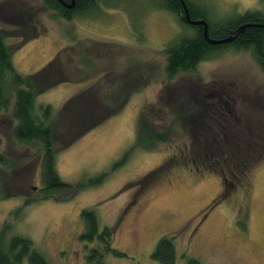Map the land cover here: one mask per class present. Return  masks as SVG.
I'll list each match as a JSON object with an SVG mask.
<instances>
[{"label":"rangeland","instance_id":"374dc122","mask_svg":"<svg viewBox=\"0 0 264 264\" xmlns=\"http://www.w3.org/2000/svg\"><path fill=\"white\" fill-rule=\"evenodd\" d=\"M190 1L211 8L208 21L214 27L247 11L264 12L260 0ZM1 5L0 13L13 11L10 28L1 19L0 29L9 36L5 42L18 73H37L63 48L77 45L65 70L83 80L36 96L35 111L49 105L55 113L72 96L90 92L106 112L127 91L132 95L118 113L58 152L61 181L84 187L52 198L39 192L38 146L12 138L10 109L0 113V153L8 160L0 163V233L6 227L9 238L29 239L50 264H90L93 248L80 235L81 212L92 209L100 229L115 232L113 247L125 254L101 252L104 264H158L151 254L162 237L174 238L175 264L189 258L202 264H264V159L240 181L225 169L221 198L220 175L200 162L196 172L191 152L221 123L231 142L251 147L252 159L263 155L264 148L253 145L264 136V74L249 50H220L192 71L169 78L164 49L179 36H193L194 28L160 9L158 0H98L93 12L70 21L42 0H0ZM72 130L61 131L56 146L67 142ZM156 132L164 140L154 139ZM167 167L169 173L162 174ZM102 174L100 184L88 185ZM140 187L139 209L122 214Z\"/></svg>","mask_w":264,"mask_h":264},{"label":"trees","instance_id":"16d2710c","mask_svg":"<svg viewBox=\"0 0 264 264\" xmlns=\"http://www.w3.org/2000/svg\"><path fill=\"white\" fill-rule=\"evenodd\" d=\"M61 1L71 4V0ZM97 1L74 0V7L72 6L70 11H65L61 6L62 4H59L57 0H42V3L47 9L54 11L59 18L70 21L74 20L77 15L82 16V14L93 12ZM184 1L191 20H203L206 22L210 40L228 38L243 25H251V27H247L242 34H239L229 44L212 46L204 39L202 26H191L186 23L179 0H158L160 9L174 14L183 25L194 28L193 36H186L187 34L179 36L164 49L165 73L169 78L180 73L192 71L200 62L209 59L213 54L226 48L249 50L264 74V12L247 11L236 19L223 21L214 27L208 21L211 17V8L200 7L190 0ZM260 2L264 6V0H260ZM1 8L2 5L0 10ZM6 39L7 35H4L2 29H0V113L7 112L10 109V116L15 125L9 134L20 144L38 146L40 150L39 168L43 186L39 192L43 198H52L58 192L66 190L76 194L84 185L79 184L72 187L61 181L56 170V155L59 151L71 147L73 143L101 125L111 115L118 113L132 94L127 91L120 104L106 112L103 107L104 104H98V102L93 100L91 97L94 95L90 92H82L72 96L55 113H53V109L49 105L42 107L40 111H35L34 99L36 96L61 83L83 80V78L79 79L78 76H75L74 73L68 74L67 70H65L70 63H73L69 55L71 53V55L74 54L75 49L73 47H77V45L63 48L39 72L22 75L12 65L10 53L5 42ZM80 60H82L84 67H89L92 64L88 60ZM77 65L78 63H75V66ZM226 103L227 101L224 102V105L220 104L222 109L225 108ZM100 110H103L101 114H99ZM223 115L226 116L225 114ZM75 126L77 127L75 128ZM79 127L81 128L77 132L72 130H76ZM216 129L218 130L214 132L212 128V131L207 134L205 143L199 142L195 144L193 149L191 148V152L195 151L194 153L196 154L192 159V164L198 168L197 163L200 162L203 163L202 167L204 169L218 172L225 187L224 193L220 196L222 198L225 197L227 189V180L225 179L227 174L224 170L227 168L231 169L230 173H232L231 176L234 181H240L249 168L264 159V153L259 158L252 159L251 147L231 142L224 134L225 127L221 123L217 124ZM63 130L66 132L72 130L69 134L71 138L67 142L56 146L58 134ZM220 136L223 139H217ZM153 137L159 141L164 140V137L158 132ZM217 140H220L219 144H216ZM257 140L261 144L252 145L263 149L264 136H262L261 140ZM200 145L204 146L200 147ZM206 153H208V156H206ZM233 156H237L238 160L234 159ZM7 161L6 159L5 161L0 160V163L4 165ZM170 169V167H167L161 173L167 174ZM7 172L6 169L4 173L7 174ZM105 177L106 174H102L94 179L95 181H89L88 185H98ZM152 177L151 181L156 180L152 179ZM16 195L18 194L16 193L15 197H17ZM27 202H30V200ZM81 218L84 228L80 239L86 244L89 243L92 246L90 248H93L87 257L88 261L94 262L88 263L104 264L100 261L101 252L112 253L117 257H125L124 253L113 247L115 232L108 227L100 229L97 216L92 209L82 210ZM8 231L4 227L0 233V264H23L25 260H27L28 264H50L42 254L33 249L32 242L29 239L19 236L9 238ZM173 239L172 237H162L159 240L151 254L152 261L158 264H175L176 253ZM95 243L96 246L93 247ZM185 264L202 263L197 259L189 258Z\"/></svg>","mask_w":264,"mask_h":264},{"label":"water","instance_id":"95a60500","mask_svg":"<svg viewBox=\"0 0 264 264\" xmlns=\"http://www.w3.org/2000/svg\"><path fill=\"white\" fill-rule=\"evenodd\" d=\"M60 4H62L65 7L71 8L74 4V0H71V4L70 5H66V3H64L61 0H57ZM181 6H182V10L184 13V19L186 21L187 24L191 25V26H202L203 27V37L204 39L207 41V43H209L212 46H220V45H225V44H229L231 42H233L235 40V38L239 35L242 34L244 32V30L247 27H251V25H243L240 26L237 30H235L233 32V34L231 36H229L228 38L222 39V40H210L208 38V27L205 21L201 20V21H193L190 19V15H189V11L187 9L186 3L184 0H179ZM259 27V26H256ZM264 27V26H263Z\"/></svg>","mask_w":264,"mask_h":264},{"label":"flooded vegetation","instance_id":"af4514ba","mask_svg":"<svg viewBox=\"0 0 264 264\" xmlns=\"http://www.w3.org/2000/svg\"><path fill=\"white\" fill-rule=\"evenodd\" d=\"M60 4V3H59ZM66 5H69L68 3L66 4ZM63 8H64V10L65 11H70V10H72L71 8H68V7H65V6H63V5H61ZM73 7H74V5H73ZM3 13V14H2ZM0 19H2V20H4V19H6V23H8L7 24V28H10V25L12 24V22H13V20H14V15H13V11H11V10H7V13L6 14H4V11L2 10V12L0 13ZM9 38V36L7 37V39ZM6 39V40H7ZM8 47V46H7ZM2 139H4V138H0V148H1V143H3V141H2ZM3 155H5V154H3V153H0V160H2L3 159ZM1 168V167H0ZM195 170H196V172H199V169L197 168V167H195L194 168ZM3 171H5V169L3 170ZM158 177V176H157ZM153 179V178H152ZM157 180V179H156ZM142 187V186H141ZM141 187H140V189H139V192H137V193H139V194H136V196H134L133 198H131V199H133L132 201H130L128 204H127V206H126V208L122 211V214H124L125 212H127V211H129V214H132V212L134 211H137L138 209H139V204H140V200H141V195H140V193H141Z\"/></svg>","mask_w":264,"mask_h":264}]
</instances>
